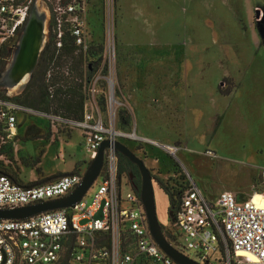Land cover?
<instances>
[{
	"label": "rangeland",
	"instance_id": "1",
	"mask_svg": "<svg viewBox=\"0 0 264 264\" xmlns=\"http://www.w3.org/2000/svg\"><path fill=\"white\" fill-rule=\"evenodd\" d=\"M103 3L91 0L88 12L96 40L105 33ZM113 32L116 126L179 147L172 157L159 146L126 144L150 171L162 230L171 209L158 181L177 185L188 173L208 197L264 193V0H114ZM39 113H21L18 148L0 151V169L15 168L23 181L70 169L88 154L75 128L55 122V133ZM118 160L119 175H138L126 158ZM121 188L128 189L124 181Z\"/></svg>",
	"mask_w": 264,
	"mask_h": 264
},
{
	"label": "built area",
	"instance_id": "2",
	"mask_svg": "<svg viewBox=\"0 0 264 264\" xmlns=\"http://www.w3.org/2000/svg\"><path fill=\"white\" fill-rule=\"evenodd\" d=\"M34 1L0 0V64L10 61ZM38 1L48 19L46 43L52 33L56 48H60L67 33L83 53L102 45L101 59L84 63L85 72L92 74L83 82L81 119L40 115L50 119L55 133V122L81 131L90 161L102 142L108 141L109 147L104 149L100 180L94 181L89 199L86 192L72 207L47 210L24 219H0V264H176L152 237L139 190L128 175L118 174L120 154L113 147L116 141L159 146L172 157L179 147L139 136L135 128L116 126L112 77L116 56L114 0L103 3V40H96L89 28L91 0ZM99 90L102 98L98 97ZM20 93L9 95L8 89L0 88L3 152L16 143L19 115L29 116L34 111L16 100ZM83 174L72 172L48 182L23 184L0 172V210L64 197L80 183ZM183 176L184 181L174 194L176 204L170 211L173 216L168 213L169 227L163 231L169 244L198 264H264V206L256 205L251 196L239 198L229 190L208 197L188 173ZM122 181L128 187L126 192H122ZM102 202L101 215L95 218ZM241 252L251 256L240 255Z\"/></svg>",
	"mask_w": 264,
	"mask_h": 264
},
{
	"label": "water",
	"instance_id": "3",
	"mask_svg": "<svg viewBox=\"0 0 264 264\" xmlns=\"http://www.w3.org/2000/svg\"><path fill=\"white\" fill-rule=\"evenodd\" d=\"M47 25V14L45 10L40 8V2L36 0L31 6L28 18L20 33L11 59L0 75V88H13L23 76L27 75V81L19 88L18 92L24 90L26 83L29 81L37 65L40 53L45 46ZM34 112L39 113L37 111ZM106 147H109L108 141L102 142L97 150L96 156L88 164L80 183L68 195L34 205L14 209H1L0 219H24L39 212L74 206L85 195L98 177L103 165V153ZM113 147L117 153L136 167L140 175V186L137 189L139 190L140 198L145 209L150 233L155 242L176 264H198L172 247L166 240L156 216L152 177L142 159L133 153L123 142L116 141ZM103 204L102 202L100 209L94 216L95 218L100 217ZM169 216H173L172 212H169Z\"/></svg>",
	"mask_w": 264,
	"mask_h": 264
},
{
	"label": "trees",
	"instance_id": "4",
	"mask_svg": "<svg viewBox=\"0 0 264 264\" xmlns=\"http://www.w3.org/2000/svg\"><path fill=\"white\" fill-rule=\"evenodd\" d=\"M102 39V38H101ZM100 39V40H101ZM102 45L83 53L73 43L69 34H64L62 45L56 48L54 36L50 33L48 42L42 49L37 65L23 91L21 99H16L21 105L34 111L53 114L64 119L79 120L83 114L84 89L81 79L83 74L91 76L89 71L83 72V62L88 55H96V61L101 59ZM49 73V76L47 74ZM229 91L222 92L227 95ZM102 98V97H100ZM102 104V108L105 106ZM122 122L129 124V117H123ZM119 157H123L119 155ZM134 187L138 188L139 178L128 176ZM168 196L171 211L175 208L174 194H177L180 184L167 186L158 181Z\"/></svg>",
	"mask_w": 264,
	"mask_h": 264
},
{
	"label": "crops",
	"instance_id": "5",
	"mask_svg": "<svg viewBox=\"0 0 264 264\" xmlns=\"http://www.w3.org/2000/svg\"><path fill=\"white\" fill-rule=\"evenodd\" d=\"M74 130H77L78 136L81 139V144L80 145H82V143H83V146H84V148L86 150L85 141L83 139V136H82L81 131H79L78 129H74ZM53 132H55V131L53 130ZM73 132L74 131L71 132L70 137L66 136L65 139H62V138L61 139L64 140L65 142H66L67 139H72ZM53 137H54V135H53ZM16 148H18V145L17 144H16ZM77 159H75L76 161L71 165V168L70 169H65V170H62V171H58L57 170L55 172H51L49 174H46L44 177H42L39 180H35L34 179V180H29V181H23L22 178L19 176V173L18 174L15 173V170H16L15 168H10L8 170H6V169L5 170L4 169H0V172L6 173V174L10 175L15 181L20 182V183H23V184H30V183H34V182H48V181L54 180L55 178L59 177L62 174L72 173V172L82 173L83 171L85 172V170H86V168H87V166L89 164V161H90V160H88V159H90L89 156H88V154L86 155V157L84 155L83 157H80V158H77ZM7 168H9V167H7Z\"/></svg>",
	"mask_w": 264,
	"mask_h": 264
},
{
	"label": "bare ground",
	"instance_id": "6",
	"mask_svg": "<svg viewBox=\"0 0 264 264\" xmlns=\"http://www.w3.org/2000/svg\"><path fill=\"white\" fill-rule=\"evenodd\" d=\"M27 79H28L27 75L23 76L22 79L19 81V83L15 87L8 89V94L9 95H13V94L17 93L18 90H19V88L27 81ZM260 196H262V197H260ZM251 197H252V201L256 205H258V206H264V195L262 193L253 192L251 194ZM240 255L251 256V255L245 254L243 252H241Z\"/></svg>",
	"mask_w": 264,
	"mask_h": 264
},
{
	"label": "flooded vegetation",
	"instance_id": "7",
	"mask_svg": "<svg viewBox=\"0 0 264 264\" xmlns=\"http://www.w3.org/2000/svg\"><path fill=\"white\" fill-rule=\"evenodd\" d=\"M7 62H8V61H7ZM7 62H3V63L0 64V75H1L2 71L4 70L5 65L7 64ZM20 122H21V121H19V124H20ZM124 143L127 144V143H130V142H124ZM137 146H138V145L133 144L134 149H137ZM138 175H139V173H138ZM138 175H136V176H138ZM129 176L132 177L133 174L130 173ZM138 178H139V184H140V175L138 176Z\"/></svg>",
	"mask_w": 264,
	"mask_h": 264
}]
</instances>
